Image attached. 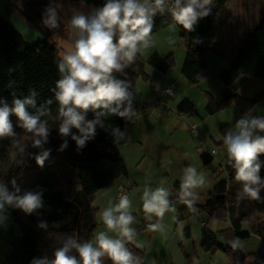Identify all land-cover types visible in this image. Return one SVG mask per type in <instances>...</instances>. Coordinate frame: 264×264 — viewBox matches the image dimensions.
Here are the masks:
<instances>
[{"label": "clouds", "instance_id": "obj_1", "mask_svg": "<svg viewBox=\"0 0 264 264\" xmlns=\"http://www.w3.org/2000/svg\"><path fill=\"white\" fill-rule=\"evenodd\" d=\"M212 6L213 0H105L101 7L88 14L76 12L68 20L72 42L57 61L59 78L52 89L54 97L39 105L35 91L23 99L14 97L11 105L0 99V139L17 136L10 119L14 115L16 126L23 130V139L30 141L32 148L40 149L34 159L42 168L51 153V149L44 147L48 143L50 129L42 117L50 115L49 106L53 99L59 106L57 133L62 139L71 136L78 149L94 138L96 127H103V120L108 116L131 120L135 114L134 94L129 82L118 78L117 74L125 75V70L136 61L137 54L153 46L154 18L167 12L176 25L191 32L198 20L211 13ZM60 7V4L50 2L45 8L42 24L48 29L60 27ZM169 43L175 41L170 40ZM88 112L94 114L92 120H86ZM72 129H76L79 135L72 134ZM260 133H264V116L245 113L223 136L227 163L234 169L235 180L242 186V198L262 199L260 193L264 190V178L259 173L264 165L260 160L264 155V135ZM112 136L119 141L125 132L113 128ZM13 143L16 148L13 157L24 155L29 147L19 139ZM67 146L64 139L58 151ZM9 183L11 190L0 182V213L11 207L31 215L43 207L40 192L25 191L21 194L15 179ZM206 184V177L195 167H186L180 183L181 200L191 207L198 199L196 190ZM169 195V190L163 186L155 189L146 186L142 193L145 219L158 218L156 223L149 225L153 231H163L164 214L175 211ZM131 207L128 195L121 194L118 203L110 202L101 211L100 219L106 231L96 234L94 242L66 235L62 244L54 249L51 260L43 255L34 257L30 264H103L104 257L112 264H139V258L126 246V242H135L136 236V229L132 227L135 217L129 211ZM4 219L0 215V222ZM37 226L47 230L45 221L38 222ZM110 232L116 233L117 238L109 236Z\"/></svg>", "mask_w": 264, "mask_h": 264}, {"label": "trees", "instance_id": "obj_2", "mask_svg": "<svg viewBox=\"0 0 264 264\" xmlns=\"http://www.w3.org/2000/svg\"><path fill=\"white\" fill-rule=\"evenodd\" d=\"M45 1L48 0H17V4L11 3L22 17L28 21H35L37 17L42 20L47 7ZM72 1L94 8L101 7L105 2V0ZM220 8V0H213L210 14L217 15ZM173 23L175 22L169 13L158 14L154 18L151 35ZM186 36V33L181 35L188 50L182 74L190 84L195 85L207 75L204 56L208 49L200 48L197 43L187 40ZM59 57L57 47L47 37L35 43L26 42L9 21H0V99L11 105L14 97L23 99L28 97L31 91L38 94L37 105L42 104L46 99L53 98L52 89L59 78L57 70ZM143 66L144 61L137 54L136 61L125 70L126 74H117L118 78L129 82L132 92L133 79L139 76L147 79L142 71ZM239 76L258 79L264 83V17L259 20V25L253 28L248 40L233 58L232 67L221 72L219 80L224 85H230ZM260 95L253 99L234 95L220 102H215L212 96L207 95L206 111L214 114L232 101L242 112L248 111L260 99ZM161 97L167 96L161 95ZM49 107L50 115L42 119L47 120L50 129L49 140L44 147L51 149V153L42 168L36 165L34 159L40 149L32 148L30 141L23 139V130L16 126L17 119L14 115L10 119L17 136L0 139V182L5 183L9 190L12 189L9 183L11 180L16 181L28 173L43 170L33 187L27 190L42 194L43 207L31 215L11 207L0 213L6 218L0 222V264H30L34 257L43 255L51 260L54 249L62 244V238L66 235L74 236L78 240H90L92 224L86 223L83 228L81 227L85 207L93 200L97 192L108 188L118 179L128 176L127 167L119 152L120 147L128 141L124 119L116 115L108 116L103 120V127H96L94 138L87 141L82 149H78L71 136L62 139L57 133L59 121L56 117L59 106L54 99ZM85 118L92 120L94 114L88 112ZM113 128L124 131V138L115 141L112 136ZM72 134L79 135L76 129H72ZM16 139L29 144V147L24 155L17 154L13 157L12 153L16 151L13 141ZM64 139L67 140L68 146L58 151ZM58 156L66 160L78 182V188L72 194L71 200H68L62 192L58 176L52 167L53 159ZM200 158L206 166L211 163L213 157L207 152H200ZM260 160L264 161V155L260 156ZM225 170L227 178L206 196L202 204H197L196 201L194 204L198 209L207 212L210 219L218 218L230 222V228L221 232L226 241L220 242L217 234L205 224L201 229L199 245L205 252L221 251L230 264H264V258L261 256L250 254L246 258L239 255L230 245L235 241L249 238L251 234L257 235L264 243V190L260 193L261 200L242 198L240 195L242 186L235 180L234 169L226 164ZM259 174L264 178V165ZM180 183L173 184V188L178 193ZM124 184L126 183L118 185ZM20 189L21 194L26 191ZM70 203L78 209L75 217H71ZM259 205L260 208H257ZM182 210L178 212L179 220L186 219ZM40 221L47 223V230L37 226ZM244 223L248 224L249 231L243 230ZM182 237L184 240L191 237L189 226L182 229ZM126 246L139 258V264H146L140 248L128 242ZM185 257L190 263V255ZM102 259L103 264H112L107 257Z\"/></svg>", "mask_w": 264, "mask_h": 264}, {"label": "rangeland", "instance_id": "obj_3", "mask_svg": "<svg viewBox=\"0 0 264 264\" xmlns=\"http://www.w3.org/2000/svg\"><path fill=\"white\" fill-rule=\"evenodd\" d=\"M16 1L0 0V16L3 15L5 18L12 19L16 30L26 42L35 43L47 37L57 47L59 56L72 42V33L68 25L70 17L76 12L88 14L94 9L92 6L72 0L45 1L47 6L50 2L61 5L58 9L60 27L48 29L38 17L35 21H28L22 17L17 8H14V4L11 3L17 4ZM9 3L10 6L8 7ZM220 7L221 14L216 17L209 14L198 20L193 31L186 32V37L190 41L196 42L200 48L208 49L204 56L207 75L200 79L198 84L188 85L180 76L181 63L186 55L184 42L180 43L179 41L180 29L182 28L175 23L151 36L153 47L166 52L167 58L171 57L169 62L174 69L173 72L163 75L161 72H154V69L146 67L144 73L151 75L150 72H154L156 78L153 77L148 80L139 76L132 81L133 94L135 93L134 105L135 108L139 109L140 119L146 129L149 130V137L153 136L154 142L161 143L159 146L163 144L165 147H161V149L159 146L156 147L151 159H145L143 164L134 171L132 168L137 167V164L145 156L142 147L135 142L133 135H130L131 148L121 149L127 167L132 171V177L137 178V181L133 179L135 185L128 193V197L132 201V207L129 211L135 217L132 227L136 229V236L135 242L128 243L140 248L149 264H156L158 261L167 258L171 251L164 244L166 238L170 237L174 231L182 230L185 226H189L191 230V237L185 240V246H187L190 260L194 264H230L226 255L221 251L205 252L199 247L201 229L205 224L217 234L220 242H225L221 232L230 228V222L218 218L210 219L207 212L198 209L195 204L189 207L179 198V193L173 188L174 183L181 182L183 170L186 167H195L198 173L207 179V184L196 190L198 193L196 203L200 204L219 183L227 178L225 165L228 163L223 144L224 133L234 125L242 114L251 113L252 115L264 116L263 82L243 76L233 87H227L219 80L221 72L232 67V60L244 42L247 41L251 29L258 26L259 20L264 17V0H220ZM170 40H174L175 43L170 44ZM151 52L150 47L143 49L145 54ZM150 81H154L155 87L150 85ZM161 83L164 84L161 85ZM171 84L174 86V95L161 97L159 91L161 92L164 85L167 87ZM235 91L240 92L236 93L237 96L246 99H253L258 94L261 95L256 104L248 111L242 112L232 101L214 114L206 112L207 95L212 96L215 102H220L226 99L228 94H235ZM152 93L154 95L153 99L149 101V111H144L145 101L142 94L150 96ZM157 104H160L159 111L154 110ZM162 109L167 111L165 120H161L159 117ZM193 125L196 127L197 135L191 131ZM128 130L130 129L128 128ZM129 132L131 134V131ZM133 149H135L134 153H132ZM199 152H207L212 155L213 160L209 165H203ZM62 159V157L54 158L52 165H58L59 161L66 163ZM65 168L59 166L57 170L60 188L66 198L71 200L75 185L78 182L70 168ZM42 173L43 170L28 173L19 177L16 184L19 188L26 191L30 190ZM123 180L125 179H120L119 184H122ZM146 186L152 189L163 186L170 192L169 201L175 211H168L164 214L163 231H153L149 227L150 224L156 223L158 218L153 217L151 221L145 219L142 209V193ZM116 188L117 182L97 192L93 200L84 209L81 227L83 228L86 223L92 224L90 240L93 242L96 234L100 231H106L100 219L101 211L110 202L118 203ZM257 208H260V205ZM70 210L71 217H75L78 209L70 203ZM180 210L184 211L186 219L179 220L178 212ZM242 228L244 231L250 230L247 223H244ZM149 232L154 234L155 238L152 241L148 235ZM108 234L112 238H117V234L114 232ZM230 245L239 255L246 258L250 254H257L264 258V243L255 234ZM192 262L190 261V263Z\"/></svg>", "mask_w": 264, "mask_h": 264}, {"label": "crops", "instance_id": "obj_4", "mask_svg": "<svg viewBox=\"0 0 264 264\" xmlns=\"http://www.w3.org/2000/svg\"><path fill=\"white\" fill-rule=\"evenodd\" d=\"M222 10H220V12L217 14H221ZM215 15V17L217 16ZM0 21H9L13 26V22H12V19H9V18H5L3 15L0 16ZM15 27V26H14ZM16 28V27H15ZM254 28V27H253ZM253 28L251 29L249 35H248V38L253 30ZM17 29V28H16ZM163 30V29H162ZM181 30V33L179 35V41L180 43H183L184 41L182 40V37L181 35L183 33H186L187 31H185L184 29H180ZM240 33V32H239ZM238 33V34H239ZM153 35V34H152ZM151 35V36H152ZM247 38V40H248ZM188 40V38H187ZM183 41V42H182ZM245 43V42H244ZM196 44V42H195ZM183 46L185 48V55L186 57L184 58L183 62L181 63V69H180V73H181V78H183L186 83L188 85H192L194 86L193 84H190L188 82V80L183 76L182 74V67H183V63L185 61V59L187 58L188 56V50H187V47H186V44L185 42L183 43ZM150 50L152 51L151 53H148V54H145L143 53V50L138 53V55L142 58V60L144 61V66H143V73H144V69L146 67H148L149 69L152 68L154 69V72L158 71V72H161L163 75H167V74H170L171 72H173V68L169 62V58L171 59V57H168L167 58V55L166 52H163L161 49H158L156 47H153L151 46L150 47ZM161 50V51H160ZM147 55V56H145ZM175 67V66H174ZM154 72H150L151 75H147L146 73H144L147 77V79H151L153 77L156 78V74H154ZM158 74V73H157ZM155 75V76H154ZM241 78H243V76H239L238 78H236L230 85H225L227 87H233L239 80H241ZM158 80V79H157ZM180 80V79H179ZM250 82V81H249ZM164 83H161V85H163ZM150 85L155 87V83L154 81H150ZM241 86V85H240ZM166 87L165 85L163 86V88ZM162 88V89H163ZM161 89V90H162ZM153 93L155 94V92L153 91ZM150 95V96H147V94H142L143 96V100L145 101V104L143 106V110L144 111H149L148 107L150 106L149 104V101H151V99H153V94ZM159 93H161L159 91ZM235 94H228L227 98L228 97H231V96H234V95H237L236 93H240V92H234ZM135 95V93H134ZM160 95V94H159ZM158 95V96H159ZM174 95V93L172 95H168L167 97H172ZM142 100V101H143ZM159 106L160 104H157L155 107L156 109H154L155 111H159ZM134 112L135 114L133 115V117L131 118V120H127L125 121V128H126V131H127V135H128V141L127 143L120 147L119 149V152H120V155L127 167V162H126V159H125V156L124 154L121 153V149L123 148H131V145H130V135H133L134 137V140L137 144H139L144 153H145V156L144 158H142V160L137 164V167L134 166V168H132L134 171L136 168H138V166H140L141 164H143V161L145 159H151L152 155L154 154V152L156 151V147H158L161 143H156L153 141V136L149 137V130L146 129V127L143 125V122L142 120L140 119L141 118V115L139 113V109L136 107L135 108V105H134ZM166 109H162L161 113H160V119L161 120H165V117L167 118L166 116ZM207 112V111H206ZM208 113V112H207ZM210 114V113H208ZM181 118H184V117H181ZM128 128L130 130H128ZM131 131V134L130 132ZM149 137V138H148ZM152 138V139H150ZM162 148H165L164 145L162 144V146H159V148L161 149ZM135 152V149H133L132 153ZM128 153V152H127ZM137 154V153H136ZM138 154H139V151H138ZM199 156H200V152H199ZM62 156H58V158H61ZM63 158V157H62ZM62 160H65L64 158ZM213 160V158H212ZM66 161V160H65ZM66 167L67 169L70 168V166L68 165V163H64V161H59L58 165H52V167L54 168L57 176H58V179H59V175H58V167ZM65 168V169H66ZM71 170V169H70ZM127 170H128V176L126 178H123L125 180H123L122 183H130L131 185V188L129 190V192L133 189V185H135V182L133 181V179H135L137 181V178H133L131 173V169H128L127 167ZM122 179V178H120ZM120 179H118L116 182H117V185L120 183ZM59 182H60V179H59ZM115 183V182H114ZM113 183V184H114ZM78 188V183L77 185H75V188H74V191ZM63 192V191H62ZM74 193V192H73ZM72 193V194H73ZM65 195V194H64ZM66 197V196H65ZM205 200V199H204ZM204 200H202V202L200 204H202L204 202ZM148 235H150V239L151 241L155 238L154 237V234L152 232H149ZM165 246L167 247V249H169L171 252L170 254L167 256V258L164 260H160L158 261L156 264H194L192 262V260H190L192 263H189L187 258L185 257V255H190L189 252H188V249H187V246H185V240L183 239L182 237V230L180 231H174L173 234L170 236V237H167L166 238V243H164ZM200 247V245H199ZM145 258V257H144ZM145 262L146 264H149L147 263V260L145 258Z\"/></svg>", "mask_w": 264, "mask_h": 264}, {"label": "built area", "instance_id": "obj_5", "mask_svg": "<svg viewBox=\"0 0 264 264\" xmlns=\"http://www.w3.org/2000/svg\"><path fill=\"white\" fill-rule=\"evenodd\" d=\"M169 89H170L171 91H168ZM173 90H174V86L171 84V85H169V86H167V87H164V88L161 90V95H162V96H168V95L170 96V95L173 94ZM191 131H192V133H193L194 135H197V130H196L195 125H193V126L191 127ZM201 151H202V149H201ZM213 153H215V151H213ZM130 188H131L130 183H126V184H124V185H118V187H117V189H116V200H117V201L119 200V196H120L121 194H125V193H126V194L128 195Z\"/></svg>", "mask_w": 264, "mask_h": 264}]
</instances>
